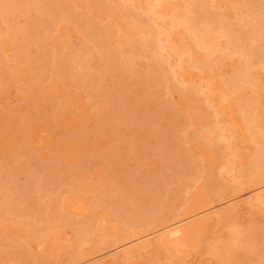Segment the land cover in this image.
<instances>
[{
    "label": "rangeland",
    "instance_id": "374dc122",
    "mask_svg": "<svg viewBox=\"0 0 264 264\" xmlns=\"http://www.w3.org/2000/svg\"><path fill=\"white\" fill-rule=\"evenodd\" d=\"M5 1L0 0V264H112L123 249L175 223L213 211L228 214L234 207L233 216L210 221L183 239L182 248L153 247L113 264H264V209L243 204L264 190V161L258 160L264 67L251 60L242 42L230 47V37L216 32L219 45L212 54L181 27L173 37L188 42L186 60L176 53L152 58L142 54L140 40L135 44L138 36L121 26L122 14L139 19L150 0H65L69 8L63 13L41 12L34 1L42 0H23L18 7L15 0ZM171 1L170 12L174 3L176 9L191 3ZM200 1L202 14L227 23L250 2L264 24V0ZM9 10L20 17L12 18ZM86 18L98 32L89 34ZM136 18L128 20L138 24ZM106 36L110 44L102 41ZM249 63L240 94L230 91L214 101L217 111L206 103L197 84L227 80L236 66ZM182 66L191 82L184 81L189 76L180 73ZM248 108L257 116L252 125L258 139L245 119ZM206 112L212 127L222 121L217 126L224 135L204 133ZM73 198L81 200L79 209L68 206Z\"/></svg>",
    "mask_w": 264,
    "mask_h": 264
},
{
    "label": "bare ground",
    "instance_id": "6f19581e",
    "mask_svg": "<svg viewBox=\"0 0 264 264\" xmlns=\"http://www.w3.org/2000/svg\"><path fill=\"white\" fill-rule=\"evenodd\" d=\"M6 1H8L10 3V2H13L14 0H6ZM15 1L12 4H15L16 3V5L18 7L19 3L22 2L23 0H19V1L18 0H15ZM46 1L47 0H45V1L42 0V1H39V2L38 1L37 2L34 1L35 2L34 4L38 5V3H39V6L41 8V12L43 11L42 10V7L44 9V12H45V10L47 12L48 9L49 10L52 9V11H54V10L55 11H61V9L63 7L67 8V6H68V8H69V5L66 4L65 0H60V2L58 0H56L57 2L55 1V3L53 2L52 4H48V3H51L52 0L51 1L48 0V3ZM93 1H96V0H93ZM149 2H150L149 6L145 5V6L142 7V9H140V10H142V12H140V13L142 15L144 13L145 14H144V16H140V14H139V16H140L139 19L136 18V16L138 14L137 15H133L130 12H129L130 14H128V15H126L127 13L124 14V15L122 13H119V15L117 14L120 17H121V14H122V16H125V17H123V18H125L123 21H125V20L126 21L125 22H122L123 24H121V26H123V30H125V28H127L129 31H131L130 33H132L135 36H138L139 37V38L136 37V43L135 44H137V41L138 40L141 41V43L139 41V43L141 44V46L139 47V49L143 52L142 54H147L148 53V54L151 55V57H152V55L154 57L157 56V55L158 56H161V57H165V56H168V55L169 56L172 55V53H176L178 56H180V57L182 56L185 59L184 56H186L187 53H188V47H187L188 42L187 41L184 42V39H181L180 40V39H175L173 37L174 35H176V34L178 35V33H179V32L177 33V30L175 31V29L182 27V28H185L187 32L189 31V32H191L193 34L194 41H196L198 47L208 48V50L211 51L212 54H213V51H214L215 47L216 46L218 47V45H219L218 40H219L220 36H219V34L215 36L216 32H220L221 37L222 36H228V37H230V43H229L230 44V47H231V44L232 43H235L237 41H240V42H242L241 47L243 48V50L248 55H250L251 60H253V62H256L257 64H259L260 66L264 67V29H263V25L264 24H262V22H261L263 16L261 17L260 14L255 13L256 10L253 8V5L252 6L251 5L250 6L248 5L250 2L244 3V5H242V10L241 11L240 10L236 11L237 13L236 12L234 13L235 16H234V18H232V21H230L228 23L226 21L224 22V20L222 18H220V16L218 17L217 14H212L211 13L210 16L202 14V12L200 10V5H201V3L203 5V2L204 1L201 2L200 0H191V3H187L188 5L186 7L182 6L181 9H176L179 4L174 3L175 5H174V8H173L172 12H170V9L168 8L169 3H172L171 0H150ZM206 2H208V1L205 0V3ZM252 2H253L252 4H254L255 2L258 3L259 0H253ZM7 3H6V5H9ZM243 6H245V7L243 8ZM237 7H239V6H237ZM36 8L38 9V7H35V9ZM65 8L62 9V13H63V10H67ZM12 9H14V8H11V10ZM115 9H117V8L114 7V10L112 9V11L115 12ZM123 9H124V5H123ZM11 10H9V12ZM98 10H99V8H98ZM38 11H39V9H38ZM135 11H138V10H134V12ZM143 11H144V13H143ZM15 12H16L15 10L12 11V12H10V13H12V14H10L11 17L13 18V17L18 16V15L20 17V14L16 15ZM136 13H138V12H136ZM13 14L15 16H12ZM52 14H54V13L52 12ZM41 17H43V14H42ZM226 17L228 18V15H225L223 18L225 19ZM123 18H121V19H123ZM132 18H134V19L136 18L138 20V24H136L135 21H134L135 24H132L131 21L128 20V19H132ZM53 19H54V17H53ZM1 20H0V36L4 34V33H2L3 30L1 28ZM32 22H34V21L32 20ZM202 22H204L203 25H201ZM30 23H31L30 19H27V20L24 21V24H27L28 25ZM85 23H86L87 26L90 27V30H88L90 32L89 34H91V31L94 34L93 29H95V30L98 29L95 26L97 24H94V22L92 23L91 21L90 22L87 21V18H86ZM24 24H22V25H24ZM132 26H134L135 28L133 29ZM26 28H29V27L27 26ZM16 29H18V26L17 27L14 26L13 30H16ZM185 29H184V31H185ZM129 31H127V32H129ZM97 32H98V30H97ZM97 32H95V34ZM15 33H17V32H15ZM122 35L123 36L124 35L126 36L127 34L126 33H123ZM93 36H95V35H93ZM190 36H192V35H190ZM101 39H103V38H101ZM104 39L105 40H102V41H105V43L109 41V40L107 41V36ZM24 40H26V39H24ZM33 40H31V41H33ZM108 44H110V43L108 42ZM130 48L128 47V50L127 51H129ZM135 48H137V47H135ZM139 56H140V58H146V57H144L145 55H143V57L141 55H139ZM96 58H97V56H96ZM136 58H138V57L136 56ZM138 59H137V61H138ZM133 60H134V58H133ZM144 60L145 59H143V61ZM190 60H192V58H190ZM190 60H188V61H190ZM100 61L101 60L98 59V61L96 63L93 62V61L92 62L95 63V64H97V65H99L100 64ZM182 61H183V59H181V62ZM248 62L249 61H246V63H248ZM101 64H103V63L101 62ZM89 65H90V63H89ZM115 65H117V64H115ZM181 65H183V64H181ZM198 65H199V68H200V66L202 64H198ZM62 66H64V65H62ZM250 66H252V63H249L248 65H245L243 67L242 66H239V65L236 66V68L233 70V73H232V75H231L230 78H227V80L225 79L223 81L220 80V82H218V83H216L214 80L211 81V79H208L206 81L207 83L205 82L206 84H197L196 83L198 85L199 91L204 94L206 103L208 105H210V106H215V109L217 111L218 110L217 105L219 103L217 105H215L214 104V101L216 102V100L221 101L222 99H226L228 97L230 91L237 92L238 94H240V92H242V91H240V92L237 91V90H239V85L238 84L240 83V80L242 79L241 76H246V77L247 76H250L248 74V71L250 69ZM196 67H198V66H196ZM95 68H97V67H95ZM106 68L104 70H107L108 69V68L107 69ZM109 69L110 70L108 72L112 71L113 68H109ZM181 69H182V72L180 71V73H182V74H186L187 73L186 76L187 75L189 76L187 79H184V81H187L188 82V80H190V77H191L190 72H188V70L184 66H182ZM105 72H107V71H105ZM58 73H59V71H58ZM78 73H79V71H78ZM182 74H180V75L182 76ZM175 76H176V74H175ZM202 78H203V76H202ZM205 79H207V77ZM89 80H90V78H89ZM194 80L195 79L192 80V83H193ZM200 80L202 82H204L201 78H199L197 80L198 83H199ZM201 81H200V83H201ZM249 81H251V80H249ZM249 81H248V83H249ZM190 82H191V80H190ZM252 84H254V83H252V81H251V84H249V86L252 85ZM255 84H256V82H255ZM192 85H194V84H192ZM215 92H217V94L218 93L219 94L216 96L215 95ZM248 104L249 105H252L254 103L248 101ZM203 105H204V103H203ZM204 110H205V108H204ZM202 114H204V116L208 120V129H206L205 132H204L205 134H207V136L208 135H211L212 133L213 134L216 133V135H219V136L224 135V128H223V126H217V123H218V125H222V121H217V122L215 121V123H214L215 125L212 127V125H211L212 119L211 118L209 119V116L211 114L209 115V112L202 113ZM256 118H257V116L254 113V111L251 108H248V110H247V112L245 114V119L247 120V122H249L252 125L253 122H255ZM232 122L234 124L235 123L236 124L238 123L237 120H235V117H233V115H232ZM252 126L249 127V131L252 134L251 136L254 139H258V133L255 130L254 126L253 127ZM217 127L220 128L219 131H218ZM260 142H262V141H260ZM214 153H216L218 155V152H217L216 149L214 150ZM258 160L259 161H264V146L262 148V153L258 156ZM103 199H104V197H103ZM104 201H105V199H104ZM68 202H69V200L65 204L68 205ZM69 203L70 204L68 206L72 207L75 210V209H79L80 208L79 205L81 203V200H79V199L78 200H76V199L74 200V198H73V199L70 200ZM243 204L246 205L247 207H251V209L252 208H255V207H260V208H263L264 209V190L263 191H260L258 193H254L250 197H247L246 200L244 199ZM237 210H238V207H234V208H232V210H230L228 212V214L221 213V212H214L213 211L212 213L210 212V214H205V215L203 214V216L200 215V217H198L197 219H195V220H193V221H191L189 223H186V224H181V223L180 224H177V223H175V225L173 224L174 226L168 228L166 231H164V233H162L160 235H157L154 238H148V239H146V240H144V241H142V242H140L137 245H134L132 247H127V248L123 249L121 252L119 251L120 254L119 255H116L115 254L116 255V258H113L114 259L113 260V263L115 261L117 263H121V262H124V261H128L130 259H133V257H135V256H137L139 254H142L144 252L149 251L153 247H162V246L167 247L166 245L173 244V245H175V247L177 249L182 248V247H184V242H185V240L183 241V239L190 237L197 230L203 229L206 226V224L208 223V225H209V222L212 221V220L213 221L214 220L215 221H219V222L220 221H223V220L226 221L229 217L233 216L234 213H236L235 211H237ZM236 240H238V238H236ZM117 254H118V252H117ZM108 264H110V263H108Z\"/></svg>",
    "mask_w": 264,
    "mask_h": 264
}]
</instances>
